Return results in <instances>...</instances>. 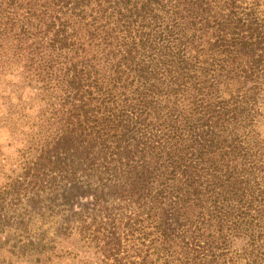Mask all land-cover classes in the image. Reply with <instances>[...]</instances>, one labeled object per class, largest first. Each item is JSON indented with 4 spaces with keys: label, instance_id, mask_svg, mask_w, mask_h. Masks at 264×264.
Wrapping results in <instances>:
<instances>
[{
    "label": "trees",
    "instance_id": "obj_1",
    "mask_svg": "<svg viewBox=\"0 0 264 264\" xmlns=\"http://www.w3.org/2000/svg\"><path fill=\"white\" fill-rule=\"evenodd\" d=\"M261 2L0 0V66L43 84L46 122L0 211L55 218L20 248L77 235L103 264H264Z\"/></svg>",
    "mask_w": 264,
    "mask_h": 264
},
{
    "label": "rangeland",
    "instance_id": "obj_2",
    "mask_svg": "<svg viewBox=\"0 0 264 264\" xmlns=\"http://www.w3.org/2000/svg\"><path fill=\"white\" fill-rule=\"evenodd\" d=\"M242 1L244 8H250L252 0ZM256 12L258 16H264V0L256 7ZM42 85L35 81H25L21 69L6 70L0 66V203L8 181L17 177L22 171L26 158L30 159L33 154H36L34 149L30 152L26 150L28 147L31 149L30 146L34 144L30 138L31 132L46 125L45 120L39 118L40 107L44 104L39 95L43 92ZM257 104L262 117L264 116V84ZM10 119L16 121L17 125L10 126ZM261 128L264 130V118L261 121ZM37 136L35 134L33 140L38 139ZM8 202L9 199L4 201L5 206ZM45 204L48 205L49 202ZM12 208H7L9 223L3 222L5 210L0 211L2 212L0 214V264H103L92 249L86 248L83 241L79 245L71 244L74 238H79L77 235H71L67 241H60L61 236L55 237V234H51L48 238L52 244L51 248H20L19 245L23 240L30 238L36 240L35 236L27 238L25 236L29 233L34 234V227H37L40 221H43L44 227L53 231L52 228L55 225L53 223L49 225L55 218L49 221L52 215L49 211L48 219L45 216L41 217L35 213V206H28V203ZM44 209L47 210V208ZM244 242L245 239L239 238L237 244L240 246ZM54 246L57 247L54 248ZM259 249L264 257V246Z\"/></svg>",
    "mask_w": 264,
    "mask_h": 264
}]
</instances>
